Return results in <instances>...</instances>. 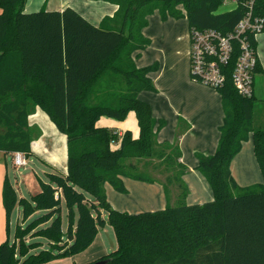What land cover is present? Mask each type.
<instances>
[{
	"label": "trees",
	"instance_id": "1",
	"mask_svg": "<svg viewBox=\"0 0 264 264\" xmlns=\"http://www.w3.org/2000/svg\"><path fill=\"white\" fill-rule=\"evenodd\" d=\"M103 1L117 9L95 26L69 6L24 12L25 0H0V151L31 155L28 115L35 106L66 136L67 147L66 170L47 172L29 199L18 198L4 177L7 234L16 205L21 223L31 218L15 225L11 242L7 238L0 244V264L71 256L88 247L106 223L116 239V248L100 258L108 259L106 264H264V99L243 96L233 85L238 43L233 42L224 67V83L215 89L223 111L216 149L195 153L196 169L213 193L201 204L184 201L187 167L180 161L178 142H157L164 120H156L149 103L137 97L141 90L155 89L148 74L157 64L137 67L133 61V53L150 43L142 29L153 11L161 19L186 16L189 29L226 34L246 6L239 0L235 8L217 12L223 0ZM253 14L264 17V2H255ZM250 42L256 48V39ZM260 73L257 60L254 76ZM129 111L136 118V137L130 130L118 136L96 124L101 116L123 120ZM249 135L263 182L239 187L230 163ZM123 177L159 181L166 193L175 186L176 203L138 213L116 210L104 184L123 193ZM28 236L45 239L49 248L30 253L40 244L28 242Z\"/></svg>",
	"mask_w": 264,
	"mask_h": 264
},
{
	"label": "crops",
	"instance_id": "2",
	"mask_svg": "<svg viewBox=\"0 0 264 264\" xmlns=\"http://www.w3.org/2000/svg\"><path fill=\"white\" fill-rule=\"evenodd\" d=\"M65 6L72 7L95 26L99 25L103 17L112 16L117 9L114 3L103 0H25L23 10L24 12L41 9L55 11L62 10ZM155 12L157 11L148 15L147 24L142 29L143 35L150 40L149 45L133 53V61L137 67L157 64V69L148 74L155 89L141 90L137 97L149 103L152 115L156 120H164V125L157 130V142L160 144L178 142L180 161L187 167V171L182 175V181L187 188L184 201L187 204H201L212 200L213 193L206 179L196 169L197 158L195 153L212 154L216 149L219 127L223 117L221 98L215 89L190 79L189 28L186 16H183V20L167 17L166 20L162 19L159 22L158 16H153L157 15L154 14ZM149 19L151 21L150 26L148 25ZM257 43L256 38V53L262 73L254 76L253 95L264 99V61L258 55ZM257 76H259L260 82L256 84ZM104 117L101 116L97 120L98 126H107L120 136L124 130H130L134 137L137 136L138 127L132 111H129L123 120ZM28 125L32 131L31 155L28 157H34L51 169L56 168L65 171L66 136L58 131L46 113L38 106H35L28 115ZM117 144L118 142L112 146H117ZM3 155L5 156L4 153ZM10 156L12 157V155ZM28 157H26V165L29 160ZM32 164L37 172L47 173L44 168L39 170L34 162ZM230 172L239 187L263 182L254 156L251 135L248 136L245 145H241L240 150L233 157L230 163ZM33 173L39 180L38 173L36 174L35 171ZM5 176L12 184L18 198L29 199L33 194L32 192L37 190L36 188L35 191H30L27 189L29 186L24 185L21 181L11 182L6 165L0 163V244L9 236L7 234L6 215L2 205V183ZM122 184L125 192H118L111 184L105 183L104 193L112 208L128 213L154 211L167 205H174L179 195L175 186L176 190L172 188L173 186H169L166 193L159 181L145 182L123 177ZM16 206L13 211L20 212L22 216L21 207ZM37 213L35 212L32 216ZM21 216L17 217V223L18 220L21 222ZM102 216L106 219L104 211ZM11 217L9 226L11 225ZM62 226L64 230L65 218ZM109 231L113 233V239L110 238ZM39 242L41 241L39 240ZM44 245H49L45 239L42 242V246ZM115 248L116 239L113 229L106 223L104 227L98 229L93 241L84 250L71 256L60 257L40 264H88L108 255Z\"/></svg>",
	"mask_w": 264,
	"mask_h": 264
},
{
	"label": "built area",
	"instance_id": "3",
	"mask_svg": "<svg viewBox=\"0 0 264 264\" xmlns=\"http://www.w3.org/2000/svg\"><path fill=\"white\" fill-rule=\"evenodd\" d=\"M226 0H223L222 4ZM256 1L242 0L247 10L236 23L233 31L223 34L212 28L189 29L188 62L190 79L213 89L221 87L225 80L224 67L233 51V42L239 45V52L232 71V82L239 94L251 97L253 94L254 68L258 60L256 48L250 42L264 32V17L253 14ZM235 8L239 0H231ZM228 9V10H230ZM118 136L117 132L113 131ZM112 145L116 142H112ZM12 164L26 166V157L21 152L12 155Z\"/></svg>",
	"mask_w": 264,
	"mask_h": 264
},
{
	"label": "rangeland",
	"instance_id": "4",
	"mask_svg": "<svg viewBox=\"0 0 264 264\" xmlns=\"http://www.w3.org/2000/svg\"><path fill=\"white\" fill-rule=\"evenodd\" d=\"M233 6H234V4L231 2V0H226L217 9V12L226 11V10L232 8ZM154 14H157V15H153V16H158V21L161 22L162 19L159 17L158 13L155 12ZM182 18L183 17L174 18V19L183 20ZM163 20H166V19H163ZM148 25L149 26L151 25L150 19L148 20ZM256 38H257V42H258L257 43V52H258V55H259L260 59L264 61V32L259 33ZM255 81H256V84L258 82H260L259 76L256 77ZM246 142H247V140L244 141V143L242 145L244 146ZM28 159L29 160L27 161V165L26 166L16 167V166H14L12 164V161H11L12 160V157L10 155L5 154V156H4L3 153L0 152V163L2 165H4V164L6 165V167L8 169V176H9L10 181L13 182V183H15L16 181H18V182L21 181L24 185L29 186L27 189H29L30 191H35V189L37 188V190L35 192H38L39 191V180L34 175L33 171H35L36 174L38 173L37 175L40 176V180L46 181L47 178H46V174H43L40 171L37 172L35 170L34 165L32 164V162H34L36 164V167L39 170L44 168L45 171L52 172V169L50 167H48V166L40 163L34 157H28ZM152 174H154V172ZM172 188L174 190H176V188L174 186ZM35 192H32V193H35ZM18 208H20V206H18ZM18 216L19 217L21 216L20 215V212L14 210L13 211V214H12V217H11V225L9 226L10 227V229H9V236H8L9 242H11L13 240L14 227L17 224V217ZM28 220L25 223H23V225H25L28 222ZM19 222H20V220H18V223ZM110 232L111 231H109V236H110L111 239H113V233L112 232L110 233ZM26 239H27L28 242H33V241L39 242V240L41 241V242H39L40 246H38V247H36L34 249H31L30 253L31 252L37 253L41 249H47V248H49V245L42 246V242L44 241L43 238H39V237H35V236L34 237L28 236ZM19 261H21V259L18 260V263L17 264H19Z\"/></svg>",
	"mask_w": 264,
	"mask_h": 264
},
{
	"label": "water",
	"instance_id": "5",
	"mask_svg": "<svg viewBox=\"0 0 264 264\" xmlns=\"http://www.w3.org/2000/svg\"><path fill=\"white\" fill-rule=\"evenodd\" d=\"M107 261H108V259H100V260H96V261L88 263V264H106Z\"/></svg>",
	"mask_w": 264,
	"mask_h": 264
}]
</instances>
